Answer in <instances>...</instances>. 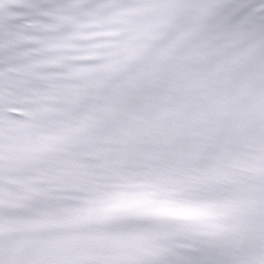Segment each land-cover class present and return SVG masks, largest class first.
Wrapping results in <instances>:
<instances>
[{
    "label": "snow or ice",
    "instance_id": "1",
    "mask_svg": "<svg viewBox=\"0 0 264 264\" xmlns=\"http://www.w3.org/2000/svg\"><path fill=\"white\" fill-rule=\"evenodd\" d=\"M0 264H264V0H0Z\"/></svg>",
    "mask_w": 264,
    "mask_h": 264
}]
</instances>
